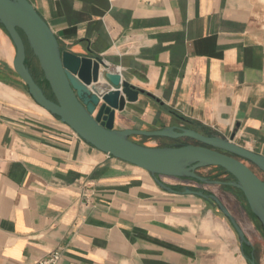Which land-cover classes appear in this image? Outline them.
Segmentation results:
<instances>
[{"label": "crops", "instance_id": "obj_1", "mask_svg": "<svg viewBox=\"0 0 264 264\" xmlns=\"http://www.w3.org/2000/svg\"><path fill=\"white\" fill-rule=\"evenodd\" d=\"M27 1L63 50L100 58L140 92L115 113L116 130L234 132V143L264 156V0ZM15 54L0 25V264H35L53 253L56 264H249L229 221L185 193L214 194L249 241L242 222L257 221L239 191L159 177L168 192L86 144L28 95ZM209 170L213 177H202L222 176ZM252 247L255 254L243 253L263 264L264 248Z\"/></svg>", "mask_w": 264, "mask_h": 264}, {"label": "water", "instance_id": "obj_2", "mask_svg": "<svg viewBox=\"0 0 264 264\" xmlns=\"http://www.w3.org/2000/svg\"><path fill=\"white\" fill-rule=\"evenodd\" d=\"M0 25L16 50L13 70L39 107L58 118L86 144L146 171L165 191L172 190L162 184L159 177L193 180L239 191L264 235V180L250 167L264 174V156L234 143V132L226 137L185 125L157 131L116 130L115 113L122 112L126 103L136 102L138 90L123 81L120 74L108 70L100 58L63 50L52 30L27 0H0ZM27 50L41 73L37 81L30 71ZM175 116L185 123L183 118ZM133 136L178 142L187 139L198 145L148 147L132 141ZM205 168H219L232 180L220 182L204 178L198 171ZM185 193L211 203L229 221L242 256L249 264H256L253 253L249 257L243 253V247L252 249V244L221 201L212 193L189 189Z\"/></svg>", "mask_w": 264, "mask_h": 264}, {"label": "rangeland", "instance_id": "obj_3", "mask_svg": "<svg viewBox=\"0 0 264 264\" xmlns=\"http://www.w3.org/2000/svg\"><path fill=\"white\" fill-rule=\"evenodd\" d=\"M263 26H264V23L262 24V27ZM27 55H28V58L30 59V67H31L30 71H31L32 76L34 77V79L37 81V78L35 77L34 72H33L32 69H34L40 75V72H39L40 70H39L38 64L35 61V59L32 58L31 53H30L29 50H27ZM209 169L210 168L201 169V170L198 171V173L200 175H202V176H210L211 174L209 173V171H210ZM211 169H213V168H211ZM258 176L261 179L264 178V176L261 173H259ZM205 188H206L207 192L211 191V192L218 193V192H223L224 191V189L217 188L216 186H207V185H205ZM220 195L224 196V197L226 196L224 193H221ZM231 197H232V195H231ZM240 199H241L240 201L243 203V205L245 207H247L246 206V202L244 201L242 196H241ZM225 202L232 209V204H231L232 203V199H231V201H229V199L228 198L226 199V197H225ZM235 215L239 219L244 218V216L242 214L239 215V213L237 211L235 212ZM242 224H243L244 229L246 230V234H247L248 238L250 239L249 241L252 244H254L256 247H258L259 251L261 253V248H264V236H263V232L261 231L260 225L256 222L255 223L256 227H251V225L248 223V221L242 222ZM260 256H261V254H260ZM262 261L263 260L261 259V263H262ZM263 264H264V262H263Z\"/></svg>", "mask_w": 264, "mask_h": 264}, {"label": "flooded vegetation", "instance_id": "obj_4", "mask_svg": "<svg viewBox=\"0 0 264 264\" xmlns=\"http://www.w3.org/2000/svg\"><path fill=\"white\" fill-rule=\"evenodd\" d=\"M186 145V144H192V145H198L197 143H195L194 141H191V140H187V139H184V140H181V141H177V142H175L174 143V145L175 146H178V145ZM251 167V169L258 175L260 172L255 168V167H253V166H250ZM214 169H216V171H219V172H221L222 173V176H219V177H215V178H213L212 180H214V181H220V182H228V181H231L232 180V178L229 176V175H227L223 170H221V169H219V168H214ZM199 174V173H198ZM262 174V173H261ZM200 175V174H199ZM263 176H264V174H262ZM200 176H202V175H200ZM210 176H212L213 177V175H210ZM210 176H208V177H210ZM262 180H264V178H262ZM212 186H216V187H218V188H222V189H233V188H230V187H225V186H219V185H212ZM233 190H235V189H233ZM247 249H250V248H246V247H243V251H245V250H247ZM251 250V252H254V254H255V248H252V249H250Z\"/></svg>", "mask_w": 264, "mask_h": 264}, {"label": "built area", "instance_id": "obj_5", "mask_svg": "<svg viewBox=\"0 0 264 264\" xmlns=\"http://www.w3.org/2000/svg\"><path fill=\"white\" fill-rule=\"evenodd\" d=\"M59 259V255L57 253H53L48 256L46 259H42L35 264H56Z\"/></svg>", "mask_w": 264, "mask_h": 264}, {"label": "trees", "instance_id": "obj_6", "mask_svg": "<svg viewBox=\"0 0 264 264\" xmlns=\"http://www.w3.org/2000/svg\"><path fill=\"white\" fill-rule=\"evenodd\" d=\"M46 95L48 96V97H50V95H49V93L48 92H46ZM158 103L160 104V102L158 101ZM170 112V111H169ZM178 146H182L181 144L180 145H178Z\"/></svg>", "mask_w": 264, "mask_h": 264}]
</instances>
